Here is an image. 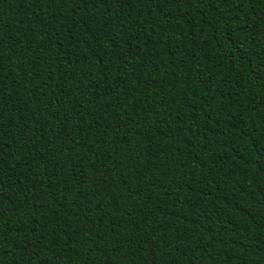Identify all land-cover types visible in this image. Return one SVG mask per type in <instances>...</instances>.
<instances>
[{"label": "trees", "instance_id": "1", "mask_svg": "<svg viewBox=\"0 0 264 264\" xmlns=\"http://www.w3.org/2000/svg\"><path fill=\"white\" fill-rule=\"evenodd\" d=\"M0 264H264V0H0Z\"/></svg>", "mask_w": 264, "mask_h": 264}]
</instances>
